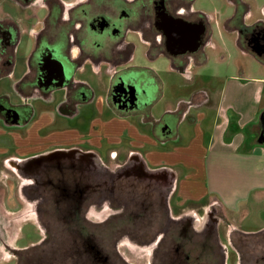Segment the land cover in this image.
Instances as JSON below:
<instances>
[{
	"label": "flooded vegetation",
	"instance_id": "1",
	"mask_svg": "<svg viewBox=\"0 0 264 264\" xmlns=\"http://www.w3.org/2000/svg\"><path fill=\"white\" fill-rule=\"evenodd\" d=\"M209 1L226 12L202 0H0V81L19 77L0 99V264H228L231 252L264 264V231L244 233L217 201L181 205L176 177L132 143L136 128L177 133L162 102L177 78L214 79L217 34L235 45L237 72L248 56L264 71V7ZM47 113L63 121L53 144L21 145L34 138L17 131Z\"/></svg>",
	"mask_w": 264,
	"mask_h": 264
},
{
	"label": "crops",
	"instance_id": "2",
	"mask_svg": "<svg viewBox=\"0 0 264 264\" xmlns=\"http://www.w3.org/2000/svg\"><path fill=\"white\" fill-rule=\"evenodd\" d=\"M234 77L228 80L223 88L220 100H216L212 91L206 88L194 90L188 97L181 95L177 97V95L164 100V109L169 113H175L180 119L177 133L172 137H161L150 132H140L136 128L132 133L134 139L132 143L135 145L136 152L144 158L151 169L162 168L176 177L178 203L185 206L193 201L200 203L206 200L217 201L227 213L232 216H241L243 221H246L250 215L249 207L252 206L250 203L257 204L264 199V147L259 141L260 146L257 144L247 146V137L240 131L246 127L245 125L254 123L258 119L261 112L264 79L251 78L241 84L239 77ZM18 81V76L1 80L0 99L6 97L12 99L15 92H11L10 89L13 91ZM231 84H237V87ZM249 89L253 92L252 98L245 99L237 95L239 91L245 92ZM202 91L207 92V98ZM193 96H195L196 106L187 109L185 105ZM208 112H211V115ZM212 115V119L209 120ZM56 125L57 121L51 114L47 113L41 118L37 117L32 123L17 131L21 133L19 137L20 135L26 137L27 130L30 128V133L34 138V141L25 139L21 145L39 143L40 146L49 148L54 142ZM125 125L124 123L114 125V132L111 134L115 135L117 140L124 137L123 127ZM185 125L195 130L194 138L190 139L187 144H173V142L177 143L184 139ZM204 126L212 131L208 149L210 155L206 158H202L199 153L195 152V144L203 143L205 137H208L203 131ZM210 162H213L214 170L222 165L228 166V178L222 176L226 184L223 189L215 183L214 177L211 178ZM234 168H236V173ZM187 169H196V171L191 170L187 173L185 172ZM185 177H192L188 178L189 181L202 184L205 186L204 189L195 186L188 191L184 187L181 190V186L185 185L182 178ZM236 177H238L237 181ZM243 232L252 235L260 231L243 230Z\"/></svg>",
	"mask_w": 264,
	"mask_h": 264
},
{
	"label": "rangeland",
	"instance_id": "3",
	"mask_svg": "<svg viewBox=\"0 0 264 264\" xmlns=\"http://www.w3.org/2000/svg\"><path fill=\"white\" fill-rule=\"evenodd\" d=\"M249 2L253 3L255 9L258 10L259 12L264 7V0H249ZM202 6L203 8L210 10V11H212L213 9L219 8L221 9L222 12H226V8L223 6L222 3H219V2L210 3L209 0H202ZM216 39H217L219 49L222 48L221 50H224V51L220 52L218 50L217 52H215L211 57L209 67L205 70L206 74H210V75L215 74L214 79L211 80L210 82H205L206 80L199 78V81L197 82V84L193 86L187 83H179V81L181 80L177 78L178 80L177 85L179 87L177 92L175 93L176 96L178 95L177 97H180L179 95H181L182 97H188L192 91L198 90L201 88H204V89L206 88L212 91L213 97L216 100H220L222 97L223 88H225L228 80L230 81L232 80V78H235L234 76L239 77L238 79L240 80L239 82H241V84L247 82L251 78L264 79V71L261 70L259 62L255 60L254 58H252L251 56L243 58V63H242L243 64V74H241L240 72H237L238 66H236V64H237V61L239 60V55L237 54L238 51L235 45L230 40H226V41L220 40L218 34L216 36ZM233 83H236V82H233ZM234 86L237 87V84L233 85V87ZM10 91L13 92L12 89H10ZM170 93L172 92L168 91V97L170 96ZM237 95L243 96L245 99H249V98H252L253 92L251 89H249V90H245V92L239 91ZM173 97L174 95L172 96V98ZM164 103L165 101L161 105L163 108L165 105ZM261 103H262L261 112L259 113L257 121H255L254 123H249L245 125L246 127H244V129L240 131V133L244 134L247 137V146L249 147L251 146V144L259 145L258 141L259 142L263 141L262 146L264 147V124H263L264 122V90L262 93ZM208 114L211 115V112H208ZM212 117L213 115L209 117V120H211ZM57 123L58 125H56L55 128H58L59 125L62 126L63 121H59ZM183 129H184V134H183L184 139L180 140L177 143L173 142V144H178V145L187 144L190 139L194 138L195 130L191 126L189 127L185 125ZM203 131H205V134L208 135V137H205V140L203 143L198 142L195 144V152L199 153V155L202 158H206L207 155L208 156L210 155L208 149L210 146L209 139H210V135L212 131H209L206 126H204ZM3 139H5V140H2L3 143H7V144L9 143V138H3ZM214 168L215 167L213 165V162H210L209 169H210L211 178L214 177L215 183L219 185L221 189H223V187H225L226 184L223 182L222 176H225L226 178H228L229 176L228 166L222 165V167H218L215 170ZM183 169H186V168H183ZM191 170L196 171V169H191ZM191 170L187 169V171L185 172L188 173V171H191ZM234 172L236 173V168H234ZM188 178L189 177L182 178V182H184L185 185L181 186V190L183 189L182 187H184L185 190L188 191V190H191V188H194L195 186H199L200 188L204 189L205 186H203L202 184H199L198 182L195 183V181H189V179H191L192 177H190L189 179ZM237 180H238V177H236V181ZM207 201L208 200L203 201L201 203H205ZM250 204L252 205L249 207L250 215L248 216L246 221H243V230H248L252 232H258V231L261 232L262 230H264V199L260 200L257 204H253V203H250ZM201 211L203 212L204 209H202ZM232 218L238 219V216L237 217L232 216ZM228 264H237L236 256L232 252L230 254Z\"/></svg>",
	"mask_w": 264,
	"mask_h": 264
},
{
	"label": "water",
	"instance_id": "4",
	"mask_svg": "<svg viewBox=\"0 0 264 264\" xmlns=\"http://www.w3.org/2000/svg\"><path fill=\"white\" fill-rule=\"evenodd\" d=\"M45 62V61H44ZM169 128V127H168ZM260 143H263V141H260Z\"/></svg>",
	"mask_w": 264,
	"mask_h": 264
}]
</instances>
